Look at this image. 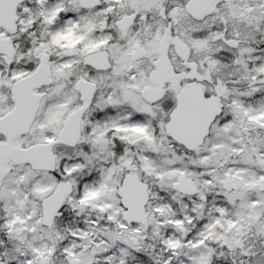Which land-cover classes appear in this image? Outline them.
<instances>
[{
	"label": "snow or ice",
	"instance_id": "1",
	"mask_svg": "<svg viewBox=\"0 0 264 264\" xmlns=\"http://www.w3.org/2000/svg\"><path fill=\"white\" fill-rule=\"evenodd\" d=\"M0 264H264V0H0Z\"/></svg>",
	"mask_w": 264,
	"mask_h": 264
}]
</instances>
